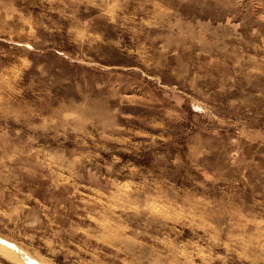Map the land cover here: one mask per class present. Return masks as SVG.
I'll return each mask as SVG.
<instances>
[{"label":"rangeland","instance_id":"rangeland-1","mask_svg":"<svg viewBox=\"0 0 264 264\" xmlns=\"http://www.w3.org/2000/svg\"><path fill=\"white\" fill-rule=\"evenodd\" d=\"M0 264H264V0H0Z\"/></svg>","mask_w":264,"mask_h":264}]
</instances>
